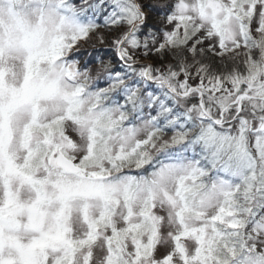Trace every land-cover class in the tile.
Masks as SVG:
<instances>
[{"label": "snow or ice", "instance_id": "1", "mask_svg": "<svg viewBox=\"0 0 264 264\" xmlns=\"http://www.w3.org/2000/svg\"><path fill=\"white\" fill-rule=\"evenodd\" d=\"M0 264H264V0H0Z\"/></svg>", "mask_w": 264, "mask_h": 264}, {"label": "trees", "instance_id": "2", "mask_svg": "<svg viewBox=\"0 0 264 264\" xmlns=\"http://www.w3.org/2000/svg\"><path fill=\"white\" fill-rule=\"evenodd\" d=\"M160 2H161V3H163V2H164V0H160ZM151 17H152V20H151V22H152V23H155V22H154V20H155V19H157V16H156V14H155V13H151ZM157 20H158V19H157ZM158 22H160V21L158 20ZM160 23H161V22H160ZM85 47H88V46H85ZM82 50H83V49H82ZM89 51H91V49H90V48H89ZM109 55H111V53H109ZM151 62H152V63H154V61H151Z\"/></svg>", "mask_w": 264, "mask_h": 264}, {"label": "rangeland", "instance_id": "3", "mask_svg": "<svg viewBox=\"0 0 264 264\" xmlns=\"http://www.w3.org/2000/svg\"><path fill=\"white\" fill-rule=\"evenodd\" d=\"M154 22H155L156 24H160V22H158V20H157V19H155V20H154ZM81 51H83V50H81ZM147 62H150V63H152L151 61H147Z\"/></svg>", "mask_w": 264, "mask_h": 264}]
</instances>
